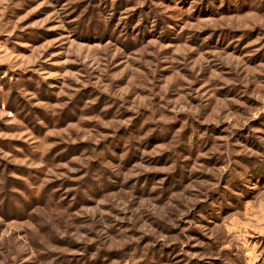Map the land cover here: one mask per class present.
Returning <instances> with one entry per match:
<instances>
[{
	"label": "rangeland",
	"instance_id": "374dc122",
	"mask_svg": "<svg viewBox=\"0 0 264 264\" xmlns=\"http://www.w3.org/2000/svg\"><path fill=\"white\" fill-rule=\"evenodd\" d=\"M0 264H264V0H0Z\"/></svg>",
	"mask_w": 264,
	"mask_h": 264
}]
</instances>
